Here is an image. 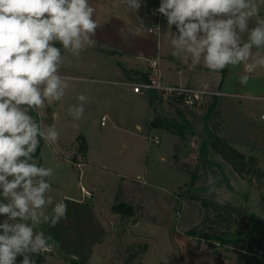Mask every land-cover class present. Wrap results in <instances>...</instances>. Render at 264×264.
<instances>
[{"label": "rangeland", "instance_id": "rangeland-1", "mask_svg": "<svg viewBox=\"0 0 264 264\" xmlns=\"http://www.w3.org/2000/svg\"><path fill=\"white\" fill-rule=\"evenodd\" d=\"M251 2L257 6L259 11L248 19V28L244 32L240 33L237 29L241 45L247 42L250 30L256 27L259 22H264V0H251ZM164 39L166 43L169 42L168 38L164 37ZM258 56H264V46L259 49L253 46L250 59L239 64L240 67L234 74V66L227 67L229 69L227 73L230 74L227 82H233L237 75L249 76L247 83L249 89L246 91L237 89L236 94L244 93L250 97L239 98L232 93L231 88H226L224 91L220 89L225 93L220 97V110L225 114L224 119L226 121V125L221 130V136L223 138L229 137L234 144L232 145L244 154L246 153L245 155L258 157L259 165L264 169V121L261 119L264 113V101L255 99L256 96H261L264 93L260 91L264 86V67L257 66L250 72L245 67V64L253 63ZM184 58L181 59V62ZM187 58L191 59V55L189 54ZM191 66L195 68L194 72L189 70ZM201 66H204L203 61L193 66L192 62L187 59L186 66H181L183 72L178 74L177 69H175L169 77L173 82L175 80L177 84L181 83L192 87H202L203 84H207L208 87L213 88L214 85H218L220 78L218 72L212 70L205 73L201 72ZM68 84L69 87L65 90V95L61 100V108L58 111L56 125L58 133L67 142L74 135H77L76 139L86 137L91 143L95 158L97 153L105 154L106 161L101 158L95 159V162L104 164L117 170L119 174L125 175L124 187L128 188L129 186L133 189L129 194L131 200L127 202L132 203L136 210L142 211V213L138 222H134L131 218L124 225H121L120 219L115 220L113 218L109 219L106 225L97 219V210L90 206L92 202L88 198L80 206L70 204L72 210L68 212L67 209L66 219L61 220L54 227L50 226L48 222H45L44 216L49 214L51 208L61 199L68 203L64 196L69 192L68 190L66 193V188L62 189L61 175L63 171L54 164L56 151L59 150L62 156L64 154H70L72 157L74 155L79 156L78 147L80 144L76 141L64 146L59 145L57 141L52 145H40V157L33 158L29 162H36L38 166L53 169V175L44 178L52 185L46 193V198L50 197L52 203L36 210L40 223L34 229V233L43 231L45 235H51L55 241L49 251L39 253L47 256L48 261L45 264H67L66 260L57 254L63 256L73 254L88 264H123L124 248L133 245L140 238H144V243L135 244H145L150 250L145 259V264H196L195 258L187 260L185 254L182 255L175 239L181 233L185 234L187 231L199 227L206 218L213 217V214L203 208L199 201L180 200L176 197V193L191 182L190 171L196 170L197 167H199V179L196 187L202 189L204 197L242 205L244 203L241 195H246L247 200L244 205L257 216L259 221L264 223V189L258 190L247 180L241 178L218 155H211L210 159L219 163L223 167L224 173L218 167H200L197 153L199 148L194 149L191 143L193 136L189 137L186 146L181 143L177 136L165 130L152 129L149 126L153 111L149 110L148 99L145 96L135 94L133 89L126 88L116 81H103L95 76H84L80 80H68ZM80 94H84L89 99L84 105L83 116L80 119H74L70 115L69 109L80 103L77 99ZM21 107L26 108L27 106ZM164 107L171 117H178L177 112L170 109L168 104ZM28 110L32 111L30 115L33 116L35 122H42V130L51 126V109L49 106L45 104L44 108L39 109L38 112L35 111L36 109ZM193 111V114H189L187 111L185 114L197 132L202 133L204 131L203 111ZM105 114L108 121L105 126H102V117ZM137 125L140 128L136 127ZM155 137L160 141L158 144L152 139ZM109 154H115L118 159L109 157ZM144 162L147 165V174L145 175L142 170L144 167L138 165V163ZM81 170L84 174L85 169L83 168L72 169L73 173L69 186L72 196L79 200L83 198L84 194L78 184ZM209 173L215 178L214 183L209 181ZM144 176H146L147 183L142 185L137 181L142 182ZM96 177L94 180L104 187L98 193L103 192L105 200L115 203L119 190L115 191L111 176L99 173ZM84 179L83 177L81 179L83 185L86 184V179ZM226 179L231 183L232 190L228 188ZM0 197L4 198L3 196ZM5 201L8 202L6 199ZM0 220L4 222L7 217L0 216ZM8 222L15 223L17 221ZM26 223L31 224L32 221L29 220ZM114 229L116 233L122 232L119 244L123 246L114 253L113 260L110 262V259L102 256V251L109 244ZM97 233L100 234L99 236L103 234L106 237L102 241V246L96 245L99 238ZM256 235L264 240L263 229L258 230ZM114 243L115 245L112 243L113 247L116 246L117 241L114 240ZM192 243L194 247L198 246L199 250L205 249L215 253L211 247L212 244L207 241L195 239ZM50 251L55 255L50 256ZM219 251L221 252L220 255L231 257L233 264H239L243 258L242 253L238 250ZM142 264H144V258Z\"/></svg>", "mask_w": 264, "mask_h": 264}, {"label": "clouds", "instance_id": "clouds-1", "mask_svg": "<svg viewBox=\"0 0 264 264\" xmlns=\"http://www.w3.org/2000/svg\"><path fill=\"white\" fill-rule=\"evenodd\" d=\"M122 4L127 11L141 7L138 0ZM258 11L251 0H159L153 15H162L179 34L171 41L173 56L184 51L193 66L203 61L207 69L218 71L248 61L253 46H264V22L250 30L242 45L237 32H244ZM94 12L89 0H0V196L8 201L0 202V216L7 217L0 223V264H17L18 257L19 264H36L27 254L47 252L55 243L43 231L34 233L40 223L36 210L52 203L46 198L52 185L44 178L53 169L29 161L39 147L38 137L55 144L59 133L54 125L41 130L28 109L44 108L45 101H60L65 95L69 84L60 74L61 48L53 42L79 57L95 43ZM124 33L121 28V39ZM257 66L264 67V56L245 64L249 72ZM239 79L247 85L249 76ZM77 99L80 103L69 109L74 119L83 116L89 98L80 94ZM209 181L215 182L210 173ZM66 217L67 204L61 199L44 220L54 227Z\"/></svg>", "mask_w": 264, "mask_h": 264}, {"label": "crops", "instance_id": "crops-1", "mask_svg": "<svg viewBox=\"0 0 264 264\" xmlns=\"http://www.w3.org/2000/svg\"><path fill=\"white\" fill-rule=\"evenodd\" d=\"M138 2L141 4V7L137 11H127V5H123L122 0H89L90 5L95 9L93 19L98 24L96 34L92 37L95 43L92 47L86 48L79 57H75L70 52L63 49L59 42L54 41V46L61 48L62 64L60 66V74L67 77L68 80H80L84 76H95L100 80L102 79L103 81H116L120 85L132 90V87L126 85L127 82L136 77L135 75L132 76L131 73L137 72L147 75L150 72V62L152 60H158L162 70L164 82L166 84H177V82L175 80L173 82L169 76L173 74V70L175 69H177L178 74L183 72L181 66H186L187 59L191 61L190 58H187L189 57V53L182 51L179 58H175L171 54L174 50V47L171 43L173 35L175 34L178 36L179 34L176 32L175 26H169L166 19L162 15L159 13L153 15V9L159 7V0H147V6L144 5V0H138ZM121 28L125 29V39H121L120 37L119 30ZM164 37H166V39L168 38V43H166ZM182 58H184L183 62H181ZM239 67V65L234 66L233 74ZM201 68V72L204 73L211 71L205 66H201ZM189 70L194 72L195 68L191 66ZM227 71H229L227 67L216 71L218 72L220 78L218 85H214L213 88L223 89V91L226 88H231L234 95H237V89H240V91H246L249 89L248 85H242L240 83V75L235 76L233 82H227L230 77V74L227 73ZM260 91H262V93L264 92V86L260 89ZM239 94L247 96L244 93ZM263 95L264 93L261 96ZM61 100L52 102L45 101V104L51 109V125H54L55 128L57 125L58 111L61 108ZM218 105L220 117L224 122H226L224 119L225 114L220 110V99ZM36 110L39 111V109ZM149 110L151 111L150 108ZM103 116L107 115L105 114ZM136 127L140 128L139 125ZM221 130L219 132L220 136ZM76 137L77 135H74L69 140V142H67L64 141L61 134L59 133L58 143L59 145L62 144L64 146L66 144L69 145L77 141ZM225 139L232 142L229 137H225ZM84 141L87 147L85 158H82L80 155H74V157H72L70 154H64L62 156L60 155V151L57 150L54 164H56L57 167L63 171L61 175L62 189L66 188V193L69 190L68 194L64 196V199L68 202L66 203L68 212L72 210V205L70 204L80 206L87 200L84 198L81 200L74 198V196L71 194V189L69 188L73 173L72 169L77 168V164H82V168L85 169V172L84 174L83 170L79 172L78 184L80 187H84L86 190L92 193V197L88 199L90 202H92V205L90 206L97 210V219L107 225L109 219L114 218L115 220H119L120 216L114 213L112 210V205L114 202L110 203L105 200L103 192L98 193L100 189H103L104 187L100 186V184L94 180L97 178L96 176H98L99 173L111 176L112 182L114 183V189H116L115 191H118L119 188H121L126 201L131 200L129 194L133 189L129 186L128 188L124 187L123 184L126 180L125 175L119 174L117 170L111 169L104 164H98V162H95V159L101 158L103 161H106V155L97 153L95 154L97 155L95 158L89 139L84 137ZM235 148L237 147L235 146ZM109 157L116 160L118 159L115 154H109ZM138 165H141L140 167L142 168L144 167L142 169L143 173L144 175L147 174L146 163H138ZM82 177L86 179L85 185L82 184ZM137 182L141 183L142 185L146 184V176H144L142 182ZM111 223L110 225H112ZM97 235L99 238L97 239L96 245L102 246V241L105 240L106 237L103 236V234L99 236L100 234L97 233ZM115 239L116 232L114 229L113 236L109 240V244L102 251V256L108 260H111L113 256L112 252L114 250L113 244ZM175 240L177 241L175 242L178 244L177 246H179L182 255L185 254L187 260L195 258L194 262L196 264H233V259L231 257L211 253L205 249L196 250L192 241L183 233H181L180 236ZM143 241L144 238H140V240L138 239V241L134 242L133 244L144 243ZM149 251L150 250L148 248L144 257V264Z\"/></svg>", "mask_w": 264, "mask_h": 264}, {"label": "trees", "instance_id": "trees-1", "mask_svg": "<svg viewBox=\"0 0 264 264\" xmlns=\"http://www.w3.org/2000/svg\"><path fill=\"white\" fill-rule=\"evenodd\" d=\"M131 75L146 77V74L137 72H133ZM148 104L149 108L153 111V117L149 121V126L152 129L165 130L177 136L181 143L186 146L188 145L190 136H198L200 138V146L197 151L200 167H218L224 173L223 167L215 160L210 159L211 155H218L241 178L247 180L258 190L264 189V169L260 167L258 157L245 155L235 148L229 140L219 135L225 122L219 114L218 98L210 100L207 106L203 108L202 120L204 123V131L202 133L197 132L190 119H188L187 114H185V111L189 112V114H193L194 111L188 108H182L179 102L173 100L168 103L169 108L177 112V118L171 117L167 113L162 99L156 94H152L148 98ZM28 114H32V111L28 110ZM77 141L80 144L78 153L82 158H85L86 143L82 137H78ZM40 151L41 147L39 146L33 158H39ZM190 173L191 182L182 187L176 193V197L180 200L188 199L190 201H199L203 208L213 214V217L206 218L199 227L187 231L185 235L192 241L197 239L199 241L209 242L212 244L211 247L214 249L215 254H220L221 252L219 250L225 252L240 251L243 258L239 264H264V240L256 235L258 230H264V223L259 221L257 216L244 205L247 196L241 195L244 203L242 205H235L229 201L220 202L214 198L204 197L202 195V189H197L196 187L199 179V167L194 171H190ZM226 181L228 188L232 190L231 183L228 179ZM0 202L6 203L5 198L0 197ZM112 210L120 216L121 225H124L131 218L134 222H137L142 213V211H137L132 203L125 200L121 188H119ZM2 222L0 220V223ZM42 226L44 227V225ZM121 234L122 232L116 233L115 240L117 244L114 246L113 255L123 246L119 244ZM124 249L125 258L124 260L122 259L123 264H142V259L147 252V246L145 244H133ZM195 249L199 250V247L195 246ZM27 255L30 259L35 258L36 264H45L47 261V256L42 254L28 253ZM49 255L53 256L55 253L50 251ZM57 255L64 258L67 264H88L73 254H68L67 256ZM21 259L22 257L17 258V264H19ZM112 260L113 256L110 262Z\"/></svg>", "mask_w": 264, "mask_h": 264}, {"label": "built area", "instance_id": "built-area-1", "mask_svg": "<svg viewBox=\"0 0 264 264\" xmlns=\"http://www.w3.org/2000/svg\"><path fill=\"white\" fill-rule=\"evenodd\" d=\"M150 72L143 76H137L131 81L127 82L126 85L133 88V91L137 94L145 96L147 99L150 98L152 94H156L160 99H162L163 104L167 105L169 102L175 100L179 102L182 108H188L189 110L203 111V108L207 106L210 100L214 98L220 99L225 93L218 88H211L207 85L202 87H192L182 84H166L162 77V70L159 65L158 60H152L149 65ZM239 98H247V96L242 94L235 95ZM256 99L264 101V95L261 97H256ZM38 112V110H35ZM39 114V113H38ZM32 116V115H30ZM33 117V116H32ZM37 118V116H36ZM264 121V113L261 116ZM108 121L107 116L102 117V125L105 126ZM42 130V122L38 123ZM153 141L158 144L160 141L157 137L152 138ZM40 145H52L45 143L44 139L38 137ZM78 168H82V164H77ZM81 191L84 193L83 198L88 199L92 197V193L81 187Z\"/></svg>", "mask_w": 264, "mask_h": 264}, {"label": "water", "instance_id": "water-1", "mask_svg": "<svg viewBox=\"0 0 264 264\" xmlns=\"http://www.w3.org/2000/svg\"><path fill=\"white\" fill-rule=\"evenodd\" d=\"M191 143H192V147H193L194 149H198L199 146H200V138L197 137V136H194V137L192 138V140H191Z\"/></svg>", "mask_w": 264, "mask_h": 264}]
</instances>
